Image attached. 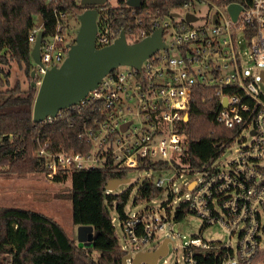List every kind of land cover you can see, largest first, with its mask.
I'll list each match as a JSON object with an SVG mask.
<instances>
[{"label": "built area", "instance_id": "2783aa9c", "mask_svg": "<svg viewBox=\"0 0 264 264\" xmlns=\"http://www.w3.org/2000/svg\"><path fill=\"white\" fill-rule=\"evenodd\" d=\"M47 1L57 4L63 0ZM195 1L207 4L208 9L202 16L191 12L197 17L192 21L184 19L185 13L180 16L177 12L185 6L172 10L164 18L151 19L154 29L161 27L167 48L145 58L139 68L117 66L84 98L66 107L75 111L91 106L98 112L89 113L77 134L81 142L89 145L88 150L51 151L46 148L49 146L46 140L39 145L37 155L45 159V176L49 180L59 171L73 168L112 165L140 170L151 162H167L169 168L146 169L174 171L166 186L161 178L153 180L149 176L148 180L165 187L167 195L171 193L168 203L177 206L187 201L191 212L208 224L219 221L229 235L226 242L192 236L184 245L182 264H264V95L256 81H262L260 73L264 71V0ZM194 2L189 5L193 6ZM230 4L239 7L235 18L228 11ZM172 12L177 16H172ZM49 14L54 15L56 23L45 29L42 21L40 58L39 62L32 61L37 85L49 68L62 63L71 43L68 33L73 24L67 18L68 12L53 8ZM39 29L36 26L29 32L30 47ZM119 33L120 30L107 24L101 25L97 29L96 46L113 42ZM125 36L128 42H135L147 35L141 31L138 35L125 33ZM241 43L250 48L255 63L252 71L242 62L238 46ZM171 49H176L177 54H170ZM258 67L259 70L254 69ZM197 86L216 89L220 104L216 120L238 129L225 149L237 140L239 145L226 162L220 158L224 149L201 167L178 166L172 159L175 157L178 162L187 142L186 134L180 131L181 120L188 118L187 109ZM224 97L226 104L222 105ZM131 103L135 104L134 108ZM66 108L41 122L64 116ZM124 123L128 124L122 129ZM245 134L251 136L249 141ZM194 171L200 172V178L183 185L184 197H177V202L172 188L174 178ZM170 216L169 207L160 203L119 221L130 251L124 245L122 249L130 257L143 251V246L154 239L158 229L164 228ZM234 234L236 241L232 244L230 239Z\"/></svg>", "mask_w": 264, "mask_h": 264}, {"label": "trees", "instance_id": "16d2710c", "mask_svg": "<svg viewBox=\"0 0 264 264\" xmlns=\"http://www.w3.org/2000/svg\"><path fill=\"white\" fill-rule=\"evenodd\" d=\"M193 2L141 0L139 7H132L125 0L91 6L74 0H63L57 4L47 0H0V93L5 95L0 98V177L40 173L45 176V159L37 155V150L46 140H49L46 148L51 151L85 152L89 145L81 142L77 134L89 113H98L91 106L75 111L66 108L64 116H57L51 122L35 123L32 107L36 88L31 87L30 82L25 88L18 81L9 84L11 62L22 67L30 81L34 65L28 34L37 26L38 16L42 17L44 28L48 29L56 23L54 15L49 14L53 8L68 12L78 22L80 13L94 7L98 11V28L107 24L112 29L124 30L127 36L131 33L138 35L141 31L148 35L154 30L152 18H164L172 10ZM74 28V25L70 27L68 33L71 43L75 40ZM219 108L216 89L204 86L194 88L187 109L188 118L181 120L180 131L187 136L186 149L178 157V162L175 157L172 159L173 164L201 167L210 158L218 157L229 145L238 129L226 127L216 120ZM169 167L167 162H151L141 166L140 170ZM132 170L109 165L61 170L53 175L52 181H70L67 190L51 196L70 201L71 222L74 225L93 227L90 245L76 241L55 219L44 213L0 205V264H121L126 251L119 242L110 208H115L122 222L128 216L124 205L130 189L111 193L105 185L109 179L128 177ZM165 190V187L157 186L146 177L137 188L133 202L151 201ZM183 190L184 186L180 191ZM167 196L163 205L171 200V193ZM188 212L191 211L187 201H181L175 208L174 220H182Z\"/></svg>", "mask_w": 264, "mask_h": 264}, {"label": "rangeland", "instance_id": "374dc122", "mask_svg": "<svg viewBox=\"0 0 264 264\" xmlns=\"http://www.w3.org/2000/svg\"><path fill=\"white\" fill-rule=\"evenodd\" d=\"M110 3L115 4L117 0H108ZM208 9L207 4L195 1L193 6L188 5L184 8L178 10V14L183 16L187 11L196 12L199 16H202L206 13ZM70 22L76 27L74 30H77L79 23L75 21L71 16L67 17ZM73 30V31H74ZM166 40L169 38L166 36ZM239 50L242 57V62L244 67H247L251 71L255 66L253 60L250 57V48L246 46L244 43L238 45ZM170 54L176 55V49H171L169 51ZM120 68H124L121 65ZM254 69H260L254 68ZM9 84L13 85L15 82H19L23 88L28 85L29 78L26 76L24 69L19 67L15 62H11L9 65ZM260 92L264 95V81L256 80ZM5 95L0 93V98H3ZM132 107H135L134 103H131ZM134 124H137V119L133 120ZM246 140L249 141L251 139L250 135H246ZM239 145V140L237 142H233L229 148L225 149V151L221 155V160L226 162L230 160L233 156V152L235 148ZM174 174V171H146V170H138L133 169L128 175V182L119 184L116 188L112 189L111 193H119L123 190L130 189L129 198L124 205V211L127 215H132L134 213L140 212L144 210L147 206H159L160 203L167 200V192H165L155 199L151 201L141 202L135 204L133 202L134 194L136 193L137 188L140 186L143 179L151 176L153 180H157L158 178L163 179L164 186L167 184V180L170 176ZM200 172H186L182 173L180 177H175L173 180L172 188L175 191L174 199L177 200V197L183 199L184 191H180L182 186L185 183L191 182L194 179L200 178ZM70 185L69 180H65L62 182H55L49 180L42 173L30 175L27 174L25 176H16L13 175L10 178L0 177V205L3 206H18L21 208H26L30 210H35L41 213H44L53 219H55L64 229L65 231L73 237L77 241L78 236V226L74 225L71 222V203L68 199L56 198L51 195H55L58 192H62L67 190ZM44 195H41V194ZM47 195H49L47 197ZM167 206L170 209V219L167 221L166 225L162 229H158L155 233V237L153 240L148 242L145 246H143L142 250H148L157 246L162 242V240L166 237H169L171 241L168 242L167 252L159 256L156 264H164L166 261L167 264H182L183 255H184V245H186L189 239L192 236H199L208 241H222L226 242L229 240L228 232L225 231L222 224L219 221L213 222L209 225H205L203 222V218L196 213L188 212L184 218L180 221L174 220V212L176 203L169 202ZM171 206V207H170ZM110 214L112 216V222L115 227L116 233L119 237V242L123 246H126L125 249L130 251L129 242L124 237L122 227L120 226L118 214L114 207L110 208ZM231 243L234 244L236 241V234H234L231 239Z\"/></svg>", "mask_w": 264, "mask_h": 264}, {"label": "water", "instance_id": "95a60500", "mask_svg": "<svg viewBox=\"0 0 264 264\" xmlns=\"http://www.w3.org/2000/svg\"><path fill=\"white\" fill-rule=\"evenodd\" d=\"M108 0H80L84 5H100ZM125 3L132 7H139L141 0H125ZM239 7L235 4L228 6L229 13L235 18ZM177 16L176 12L171 13ZM98 11L94 7L86 8L77 17L79 26L75 32V40L67 50V55L58 66H52L42 76L37 85L35 81V70H31L30 86L36 88V95L32 107V120L40 123L47 116L55 117L57 113L66 107L80 101L86 94L96 87L101 78L119 65H129L139 68L141 62L151 56L160 48H167L168 45L162 40V29L158 27L149 35L135 42L126 40L124 30L111 43L97 47L95 44L97 34ZM197 17L186 12L184 19L192 21ZM42 17L38 16L37 32L35 42L30 50L32 61L39 62L40 42L42 36ZM261 80L264 81V71H261ZM226 104V98L222 100V105ZM187 118V116H185ZM128 123L122 125V129ZM126 178L109 179L105 185L107 190L116 188L119 184L128 182ZM193 183L190 184L191 187ZM93 237V227L91 225H78L77 241L84 245H90ZM171 241L166 237L162 242L150 250L136 252L132 257L125 254L121 259V264H155L158 257L164 255L167 244Z\"/></svg>", "mask_w": 264, "mask_h": 264}]
</instances>
